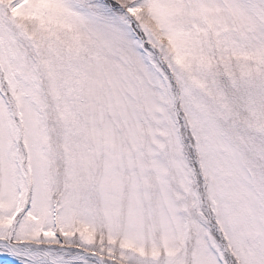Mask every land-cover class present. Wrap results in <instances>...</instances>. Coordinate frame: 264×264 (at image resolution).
Segmentation results:
<instances>
[{"label":"snow or ice","instance_id":"obj_1","mask_svg":"<svg viewBox=\"0 0 264 264\" xmlns=\"http://www.w3.org/2000/svg\"><path fill=\"white\" fill-rule=\"evenodd\" d=\"M0 264H264V0H0Z\"/></svg>","mask_w":264,"mask_h":264}]
</instances>
